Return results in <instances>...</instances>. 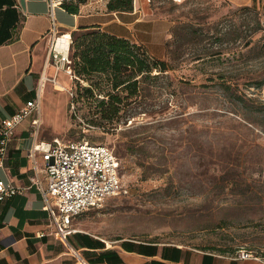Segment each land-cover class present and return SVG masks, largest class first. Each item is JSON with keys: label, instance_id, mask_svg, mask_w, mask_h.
<instances>
[{"label": "rangeland", "instance_id": "rangeland-1", "mask_svg": "<svg viewBox=\"0 0 264 264\" xmlns=\"http://www.w3.org/2000/svg\"><path fill=\"white\" fill-rule=\"evenodd\" d=\"M149 6L172 23L164 52H149L174 69L141 84L124 101L129 114L112 124L92 114L95 102L79 100L88 83L60 72L56 85L48 82L40 137L102 144L119 159L125 192L80 217L101 238L232 255L245 249L264 259V0ZM182 26L189 31L180 47ZM56 74L51 67L47 77ZM101 88L93 87L98 96L110 90Z\"/></svg>", "mask_w": 264, "mask_h": 264}, {"label": "crops", "instance_id": "crops-1", "mask_svg": "<svg viewBox=\"0 0 264 264\" xmlns=\"http://www.w3.org/2000/svg\"><path fill=\"white\" fill-rule=\"evenodd\" d=\"M229 1L235 6H248L253 0ZM21 3V9H16L14 0H0V122L38 95L40 123L46 122L44 114L48 108L44 99L51 93H46L51 86L48 82L56 85L59 73L64 74L47 62L52 40L49 31L54 21L58 34L71 35L80 28L99 27L158 53L164 52L172 26L170 21L149 13L150 0H133L130 11L109 10L110 0H83L75 13L65 7L74 3L72 0H22ZM51 3L55 5L53 15ZM51 67L57 72L52 80L47 77ZM63 89L62 85L57 86V90ZM35 117L17 128L0 164V182L26 189L0 202V264H264L257 260H234L232 254L158 242L124 238L110 242L85 227L80 218L83 214L73 221L74 233L63 240L54 232L44 210L43 196L32 184L35 171L29 151L35 134L32 124ZM40 132L41 127L39 138L43 140ZM38 161L41 167L42 162ZM38 177L46 185L41 170Z\"/></svg>", "mask_w": 264, "mask_h": 264}, {"label": "built area", "instance_id": "built-area-1", "mask_svg": "<svg viewBox=\"0 0 264 264\" xmlns=\"http://www.w3.org/2000/svg\"><path fill=\"white\" fill-rule=\"evenodd\" d=\"M76 1V0H72ZM102 1V0H91ZM182 2L183 0H173ZM22 0H14V8L21 9ZM55 5L51 3L50 14ZM54 21L49 34L52 38L48 49L47 62L58 71L73 74L70 60L72 37L58 34ZM62 38L65 48L58 50L57 43ZM41 98L26 102L10 118L0 122V164L2 165L17 128L27 119L32 121L34 136L29 157L33 162L35 176L32 184L38 188L44 199V210L48 212L54 232L65 240L74 233L73 221L91 209L102 208L108 198L125 192L120 177V161L114 152L102 144H92L86 140L44 141L39 138ZM42 162L39 167V161ZM40 170L45 174V182L38 177ZM26 189L0 182V202H4ZM234 260L264 259L245 249L233 254Z\"/></svg>", "mask_w": 264, "mask_h": 264}, {"label": "trees", "instance_id": "trees-1", "mask_svg": "<svg viewBox=\"0 0 264 264\" xmlns=\"http://www.w3.org/2000/svg\"><path fill=\"white\" fill-rule=\"evenodd\" d=\"M82 2L83 0H76L65 7L69 12L75 13ZM108 8L111 11H130L133 0H110ZM187 29L186 26L176 29L174 42L176 40L177 44L179 41L180 47L188 35ZM71 37L70 60L74 77L90 86L83 88L84 92L79 100L85 98L89 103L95 102L92 114L100 117L106 124L119 119L122 111L125 116L129 114L123 105L124 101L136 96L141 84L148 83L149 86L150 81L158 80L174 69L168 61L152 56L145 46L109 34L99 27L80 28ZM166 45L169 48L171 43ZM203 59L198 57L194 61ZM154 72L157 74H153ZM92 86L99 92L103 91L101 86H109L110 90L105 91L109 100H104L105 95L98 96Z\"/></svg>", "mask_w": 264, "mask_h": 264}, {"label": "bare ground", "instance_id": "bare-ground-1", "mask_svg": "<svg viewBox=\"0 0 264 264\" xmlns=\"http://www.w3.org/2000/svg\"><path fill=\"white\" fill-rule=\"evenodd\" d=\"M57 48H58V50H62L65 48V44L62 43V38L58 41Z\"/></svg>", "mask_w": 264, "mask_h": 264}]
</instances>
